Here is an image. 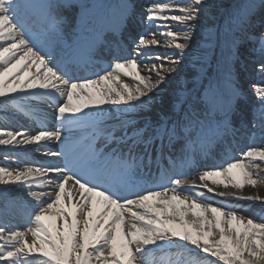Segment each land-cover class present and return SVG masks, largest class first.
I'll return each instance as SVG.
<instances>
[{
    "label": "snow or ice",
    "instance_id": "1",
    "mask_svg": "<svg viewBox=\"0 0 264 264\" xmlns=\"http://www.w3.org/2000/svg\"><path fill=\"white\" fill-rule=\"evenodd\" d=\"M76 6L77 0H0V99L41 100L59 125L34 134L0 129L5 160L27 146L43 157L0 166V197L21 196L30 208L24 230L0 224V264H146L152 251L189 245L216 258L212 264H264V218L208 202L218 196L264 206V196L243 193L245 185H264V145L201 165L230 140H264V0H246L224 23L208 19L214 0H154L143 11L123 0L119 16L99 28L83 5L73 24L64 10ZM130 24L144 30L129 34V57L113 59L95 78L74 75L95 66L101 47L115 56ZM149 27L169 28L164 53L154 51L161 42ZM105 31L115 40H104ZM184 64L190 67L181 72ZM249 71L260 79L250 92L243 84ZM121 73L136 87L120 82ZM52 141L63 150L49 147ZM177 164L200 167L199 182L173 176ZM213 177L224 191L209 186ZM69 182L75 191L66 194Z\"/></svg>",
    "mask_w": 264,
    "mask_h": 264
},
{
    "label": "bare ground",
    "instance_id": "2",
    "mask_svg": "<svg viewBox=\"0 0 264 264\" xmlns=\"http://www.w3.org/2000/svg\"><path fill=\"white\" fill-rule=\"evenodd\" d=\"M123 0H95V1H89V0H78L77 6L74 8L72 12L65 13L64 15L67 17H71L73 19V24L75 23V17H77L81 11V8L79 5L85 6V8L90 13V23L92 21L97 22L101 25V27L106 26L107 24L114 21L119 16L120 9L115 14H107L104 15H94L96 11L105 9L107 10H116L118 6L122 5ZM154 0H150L149 4L153 3ZM161 2V0H160ZM134 3L137 6L138 11H143L144 7L142 4H145V0H134ZM229 3V1L226 0H214L215 8L213 9V14H211L212 18L211 20L215 21L216 16L218 13L222 10L223 7H225ZM140 5V7H138ZM166 13V12H165ZM137 20H139V17H137ZM170 23V22H169ZM170 25V24H169ZM142 26V25H140ZM173 27V26H171ZM143 28V27H142ZM139 29V24L133 25L130 24L129 28L124 32L123 36L130 37V33L132 35H137ZM66 31H70V29H66ZM147 31L156 32V35L158 36L157 39L160 40L161 34H157V30L155 28L149 27ZM206 31V30H205ZM105 34H109V32L105 31ZM197 42L199 43L200 38L196 37ZM160 42H162L160 40ZM164 45V44H163ZM162 44L159 45L154 51H158L160 53H163V46ZM134 46V45H133ZM35 71V69H33ZM184 72V71H183ZM120 82L127 83L131 87H136L137 82L133 80L132 77H124L123 74H120ZM223 87V85H221ZM59 99V98H58ZM17 103L26 105V108L29 109L32 112H36L37 115L45 122V125H47L49 128L52 127H58V123L55 121L54 116L52 115L53 109H50L47 107L46 104H44L41 100L38 99H28L26 97H17L16 100L7 101L5 102L3 99H0V110L2 108L5 109H15L18 107ZM11 110H8L9 112ZM14 115V114H13ZM9 113L6 115L4 114V117H0V129H6L8 131H19L21 129H26L34 134V132L37 131L36 126H30L26 122H22L19 119L15 118ZM141 115H147L146 113H141ZM13 116V117H11ZM47 122V123H46ZM87 131L84 133L76 132V136L79 135H87ZM250 144L253 146H261L264 145V140H261L259 137L255 138H240L238 137L235 142H232L231 140L227 143V145H221L218 148H213L210 151V154L212 152H218L220 148H226L231 151L236 150V152H240L244 148H246L245 142L249 141ZM102 143H104V140H102ZM101 143V144H102ZM55 144V141L48 142V146L53 147ZM5 152L6 150L0 146V166H7V167H20L24 164H31L34 162H40L43 160V157L40 155L39 152H37L34 148V146H27L24 148L16 149L14 152H9V156H14L16 159L14 161L11 160H5ZM27 152V155H30L29 159H26L25 157H22L21 153ZM230 152V151H229ZM190 173L187 175H184L182 179L187 180L188 182H191L192 180L198 181V175L200 168L190 166ZM264 174V173H262ZM212 179H219L218 177H213L206 181L209 186H212L216 189V191H224L222 185L217 186L212 184ZM66 194L69 189H73V185L71 182L69 184H66ZM231 190V189H229ZM47 191V189H46ZM75 191V189H73ZM185 194H188L190 197L195 196V191L191 189L185 188L184 190ZM200 191L206 192V189H200ZM243 193L245 195H252V194H259L261 196H264V185L258 186L257 188H252L251 186L245 185L243 189ZM171 194V193H170ZM209 197H211L212 194H207ZM76 196H79V193H76ZM75 203V198L74 201ZM208 202L215 203L216 206H224L227 208H235L238 211V214H242L245 217H252L256 220H260L264 218V206L260 205L259 202H249V201H243V200H235L232 198H223V197H214ZM252 209L254 212H251V214H248V210ZM258 212V213H257ZM30 208L25 204L24 198L15 194L9 195L8 198L5 200L3 197H0V224H3L11 229H20L24 230L26 227L30 226L28 224V218H29ZM257 213V214H254ZM31 239V237H29ZM146 264H198L199 261L206 262L207 264H212V261L216 258L208 257L206 254L199 252V250L195 249L193 246H187V247H171L166 248L164 250H155L152 251L150 254H147L144 257ZM216 264H222L220 261H216Z\"/></svg>",
    "mask_w": 264,
    "mask_h": 264
},
{
    "label": "rangeland",
    "instance_id": "3",
    "mask_svg": "<svg viewBox=\"0 0 264 264\" xmlns=\"http://www.w3.org/2000/svg\"><path fill=\"white\" fill-rule=\"evenodd\" d=\"M78 1V0H77ZM89 1H95V0H89ZM98 1H100V0H98ZM227 1H229V3H227V5L225 6V7H223L222 8V10L218 13V15L216 16V19H215V22H218V23H224L225 21H224V19H223V17H224V15L226 14V13H236V12H238V11H241L242 9H243V7H244V5H245V3H246V0H227ZM149 2H150V0H146V3L145 4H142L143 5V7L146 5V4H149ZM161 2H163V3H168V4H170V5H175V4H180V5H183V4H186L187 2H188V0H161ZM225 2H226V0H225ZM138 7H140V5L138 6ZM73 9H67V11H69V12H71ZM102 14H105L106 12L104 11V12H101ZM177 13H178V9H177ZM107 14H109V12H107L105 15H107ZM165 14H168L167 12L165 13ZM212 18V16L210 15L209 16V18L208 19H211ZM201 23L202 24H205V23H207V21L206 20H202L201 21ZM170 24V29L171 30H173V31H178V30H180V28H179V25H178V23L177 22H170L169 23ZM171 26H173V27H171ZM143 27V26H142ZM157 30V29H156ZM167 30H169V28H161L159 31H157V34L158 35H160L161 34V36H159V37H161V43L160 44H166L167 43V40L169 39V38H167L165 35H163V33L164 32H166ZM202 34H204V33H202ZM158 37V36H157ZM197 37H199L200 38V36L198 35ZM163 45V46H164ZM163 53L165 52V47H163ZM242 59H244V57H242ZM247 62L248 63H250L251 61H250V59H248L247 60ZM190 66L189 65H187V64H184V65H181L180 66V71L181 72H183V71H187V69L189 68ZM260 82V79H259V77L256 75V74H254V73H251L250 71L249 72H245V75H244V77H243V84H244V88L247 90V91H251V89H250V85L252 84V83H259ZM17 104H19L20 106H23L22 104H20V103H17ZM8 110H10V109H5V108H2V110H0V117L2 116V117H4L3 115L5 114H7V113H9V114H11V115H18L19 114V112L17 111V110H11V111H9V112H7ZM18 118H20V117H18ZM19 120H22L23 122L24 121H26L25 120V118H20ZM29 124H31L30 122H29ZM250 139H249V141H246L245 142V145H246V147L247 146H249L250 145ZM234 152V151H233ZM235 153V152H234ZM214 205H216L215 203H213ZM251 212H254L252 209H249L248 210V214L250 213L251 214ZM258 213V212H257ZM257 213H254V214H257ZM198 264H207L206 262H203V261H199V263Z\"/></svg>",
    "mask_w": 264,
    "mask_h": 264
}]
</instances>
